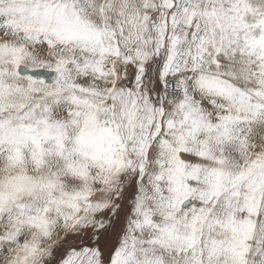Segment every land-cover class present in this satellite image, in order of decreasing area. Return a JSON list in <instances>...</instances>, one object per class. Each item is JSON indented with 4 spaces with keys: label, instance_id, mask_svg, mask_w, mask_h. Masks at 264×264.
Listing matches in <instances>:
<instances>
[{
    "label": "snow or ice",
    "instance_id": "1",
    "mask_svg": "<svg viewBox=\"0 0 264 264\" xmlns=\"http://www.w3.org/2000/svg\"><path fill=\"white\" fill-rule=\"evenodd\" d=\"M0 264H264V0H0Z\"/></svg>",
    "mask_w": 264,
    "mask_h": 264
}]
</instances>
